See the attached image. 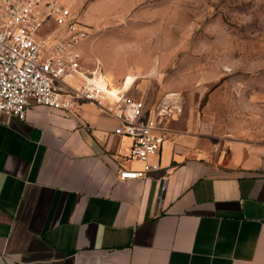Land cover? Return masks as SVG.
<instances>
[{
	"label": "crops",
	"instance_id": "0c3cea01",
	"mask_svg": "<svg viewBox=\"0 0 264 264\" xmlns=\"http://www.w3.org/2000/svg\"><path fill=\"white\" fill-rule=\"evenodd\" d=\"M118 125L83 101L0 114V264H264L263 134L187 117L158 172L120 180L142 164Z\"/></svg>",
	"mask_w": 264,
	"mask_h": 264
},
{
	"label": "rangeland",
	"instance_id": "374dc122",
	"mask_svg": "<svg viewBox=\"0 0 264 264\" xmlns=\"http://www.w3.org/2000/svg\"><path fill=\"white\" fill-rule=\"evenodd\" d=\"M67 2L93 29L84 54L99 58L116 86L137 77L128 98L152 111L175 93L182 113L170 125L223 117L240 135H264V0Z\"/></svg>",
	"mask_w": 264,
	"mask_h": 264
},
{
	"label": "built area",
	"instance_id": "2783aa9c",
	"mask_svg": "<svg viewBox=\"0 0 264 264\" xmlns=\"http://www.w3.org/2000/svg\"><path fill=\"white\" fill-rule=\"evenodd\" d=\"M91 32L59 0H0V114L24 120L33 105L66 113L82 101L96 105L119 121L114 134L130 140L128 159L142 164L120 168L118 178L146 179L160 170L151 158L161 153L182 100L169 94L149 111L128 98L131 86H116L99 62L84 64L79 46Z\"/></svg>",
	"mask_w": 264,
	"mask_h": 264
},
{
	"label": "bare ground",
	"instance_id": "6f19581e",
	"mask_svg": "<svg viewBox=\"0 0 264 264\" xmlns=\"http://www.w3.org/2000/svg\"><path fill=\"white\" fill-rule=\"evenodd\" d=\"M127 78H128V77H126L125 80H124V82H123V84H125V88H129V87L132 85L133 81L135 80V78H134V76H133V81L131 82V84H129V81L126 83ZM128 84H129V85H128Z\"/></svg>",
	"mask_w": 264,
	"mask_h": 264
}]
</instances>
